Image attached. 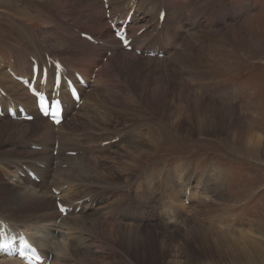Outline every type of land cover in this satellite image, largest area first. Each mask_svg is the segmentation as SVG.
<instances>
[{
  "label": "bare ground",
  "instance_id": "obj_1",
  "mask_svg": "<svg viewBox=\"0 0 264 264\" xmlns=\"http://www.w3.org/2000/svg\"><path fill=\"white\" fill-rule=\"evenodd\" d=\"M74 1L80 10L72 21H82L79 27L59 21L60 32H56L53 41L44 39L45 31H40L37 38L27 37L28 45L5 44L6 48L0 49V86L6 98L13 104L24 105L35 115L31 122L0 116V167L5 173H11V177H16L18 172L24 173V168L28 167L40 180L36 183L27 177H17L12 184L0 174V219L13 228L24 230L42 255L50 258V264H94L96 248L105 242L107 248L109 245L115 247L127 260V263L124 259L112 260L110 264H134L135 260V264H155L156 254L164 257L171 249H176L173 258L179 255V259H169L166 264H205L195 253V245L206 258L218 259L221 263L259 254L257 247L247 243V234L236 238L211 225L197 226L200 222H196L195 217L179 222L185 226L179 234L181 244L178 246L166 235L165 226L187 215L186 208L181 206H178L180 209L163 210L161 219L165 223L154 228L149 219L151 210L137 204L149 200V179L162 174L161 169L151 172L144 167L154 152L151 138L141 137L140 127L136 125L120 128L118 123L111 122L115 115L129 112L127 108L123 111L124 107L118 104L140 108L145 102H157L153 88L168 80L176 86L169 100L173 106L167 111L173 126L191 133L232 135L254 148L262 144V139L252 131L238 109L211 99V93L200 90L202 86L195 88V81L206 77L199 70L200 61L204 60L209 66L213 57V49L205 59L196 52L204 47L212 36L209 30L216 26L208 7L198 8L190 0H107L111 20L124 19L133 11L129 28L134 49L126 51L110 33L101 0ZM161 11H164V18L159 23ZM21 12L26 15L23 8ZM38 17L34 20L38 21ZM65 27L78 29L72 33ZM141 29L144 31L138 35ZM219 32L224 35L226 30ZM79 33L92 35L96 43L81 39ZM154 48L162 51L163 58L135 54L136 49ZM45 54L61 60L69 73H82L89 84L87 89H81L82 102L78 108L66 92H61L66 103L65 119L57 127L36 115L34 99L7 73L9 68L16 76L30 78V57L40 65ZM179 70L191 77L189 86L178 76ZM113 75L126 82L138 76L144 84L139 99L130 94L102 97V82ZM103 106L105 112L101 111ZM81 108L83 110L79 111ZM135 113L138 120H144V112ZM74 114L76 117L72 119ZM77 127H82L87 134L81 135L83 138L79 140H70L78 134ZM103 143L108 144L101 148ZM70 152L75 155H68ZM99 152L100 158L96 155ZM105 152H112L118 158L104 166L101 154ZM56 191L60 193L56 195ZM57 199L71 210L64 217L56 208ZM0 264L19 262L0 257Z\"/></svg>",
  "mask_w": 264,
  "mask_h": 264
},
{
  "label": "rangeland",
  "instance_id": "obj_2",
  "mask_svg": "<svg viewBox=\"0 0 264 264\" xmlns=\"http://www.w3.org/2000/svg\"><path fill=\"white\" fill-rule=\"evenodd\" d=\"M55 2L0 0V49L6 48L5 44L23 46L28 43L27 37L37 38V32L40 31H45L44 39L53 41L56 32H60L57 25L59 21L77 26L83 23L80 20L76 23L72 21L80 10L74 0ZM190 2L196 4L198 8L208 7L212 20H216L214 26H217L209 30L212 31V36L206 40L203 48L196 51L205 59L213 49V63L208 66L204 60L200 61L199 70L206 77L203 78L204 81H195V88L200 89L202 86L200 90L204 89L211 93V99L229 104L232 109H238L243 119L252 127V131L262 139L263 145L254 148L232 135L224 133L211 135L205 131L192 133L189 131V134L184 128L181 131L173 126V119L167 116V111L173 106L169 100H172L176 86L172 83L171 85L168 80L153 88L152 93L162 97L161 99L157 97V102H145L140 108L135 105L118 104L124 107L123 111L127 108L129 112L120 116L115 115L116 118H112L111 122L114 125L118 123L120 128L136 125L140 127L141 137L151 138L154 152L144 167L149 168L151 172L161 169L162 174L160 177L156 175V178L149 179L148 185L151 188L149 200H141L137 204L141 208L147 207L151 210L149 219L154 228L165 223L161 219V214L166 209L173 207L180 209L178 206H181L186 208L187 215L178 218L177 222L166 223L165 226L168 232L166 235L171 236L172 242L178 243V246L181 244L179 234L185 226L179 222L195 217L196 222H200L197 226L211 225L236 238L247 234V243L260 251L259 254L247 259L240 256L243 258L238 257L240 258L238 260L235 257L236 261L231 259L221 263L218 259L214 261L206 258L195 245V253L201 257L202 263L264 264V0H190ZM241 5L243 7L239 8ZM21 8L26 11V15H22ZM34 15L36 18L40 17H38L40 22L35 21ZM70 28L65 27V30L73 33ZM80 29L88 31L84 27ZM219 30H226V33L218 34ZM105 59V57L102 59L103 62ZM178 76H182L187 85L191 82V77L182 70L178 71ZM106 79L102 82L104 83L102 97L130 94L139 99L144 84L138 76H133L128 82L115 75ZM104 106L101 107V111ZM135 112L145 114L144 120L142 118L138 120ZM75 131L78 134L74 138H69L70 140H79L83 138L81 135L87 134L82 127H77ZM96 155L100 158V152ZM101 156L104 159V166H108L113 158L115 160L118 158L112 152L102 153ZM0 174L5 180H11L1 167ZM14 183L12 181V184ZM185 190L190 193L189 200L186 199V195L183 198ZM132 194H135V190ZM139 219L140 216L137 217V220ZM107 244V242L98 244L94 264H110L112 260L124 259L115 247L109 245L107 248ZM173 255H176V249H171L164 257L156 254L155 264H166L169 259H179V255L176 258H173ZM124 261L127 263L126 259Z\"/></svg>",
  "mask_w": 264,
  "mask_h": 264
},
{
  "label": "snow or ice",
  "instance_id": "obj_3",
  "mask_svg": "<svg viewBox=\"0 0 264 264\" xmlns=\"http://www.w3.org/2000/svg\"><path fill=\"white\" fill-rule=\"evenodd\" d=\"M57 83H58V81H57ZM43 110L46 111V109H43ZM52 115H53V117H55V116L58 115V113H55V112H54V113H52ZM55 122H56V123H59V120H56ZM0 249H2V246H0ZM18 255H19V257H20L22 260H26V259H27L26 254H25L22 250L19 251Z\"/></svg>",
  "mask_w": 264,
  "mask_h": 264
}]
</instances>
